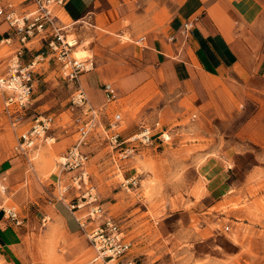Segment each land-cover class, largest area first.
<instances>
[{
    "label": "rangeland",
    "instance_id": "374dc122",
    "mask_svg": "<svg viewBox=\"0 0 264 264\" xmlns=\"http://www.w3.org/2000/svg\"><path fill=\"white\" fill-rule=\"evenodd\" d=\"M5 2L18 11L31 7L27 0ZM152 15L167 29L169 16L159 9ZM83 24L75 25L70 31L73 34H68L78 39L73 56L93 58L94 69L84 74H100L101 89L104 82H116L153 63L151 54L139 57V51L147 46L145 39L141 41L145 35L133 42L128 34L121 38L100 29L99 34H90L93 29L81 30ZM83 42L89 43L83 46ZM35 44L40 49H24L25 60L42 50L38 39L29 45ZM12 45L0 47L2 72L4 61L16 50ZM78 47L86 49L83 57L76 55ZM38 66L32 105L21 123L14 125L0 93V166L17 158L14 146L31 125L27 118L50 115L54 119L50 139L40 141L32 151L28 182L21 178L5 183L8 188L0 205L15 207L24 223L15 226L6 218L18 244L13 251L2 250L14 255L10 262L0 256V264H102L92 263L95 250L86 232L81 229L70 234L54 208L63 203L59 185L67 184L73 174L61 172L58 161L77 142L79 125L89 120L85 114L91 112L87 105L73 104L72 95L79 83L64 79L54 59ZM165 83L147 86L130 96L118 95L97 111L95 126L82 149L90 157V184L99 202L131 241V256L137 264H264V152L248 140V130L240 135L259 103L244 94L240 102L233 98V104L209 103L201 113L184 99L182 87ZM116 114L122 117L119 128L123 139L148 126L153 130V145L139 144L133 154L121 158L120 149L112 147L106 133ZM197 127L204 130L202 135H193ZM163 132L165 142L159 139ZM212 163L222 164L224 171L213 167L206 178L207 165ZM130 177H137L139 183L125 186ZM222 181L223 188H219ZM74 194L70 190L63 199L75 203ZM87 210L86 206L79 214Z\"/></svg>",
    "mask_w": 264,
    "mask_h": 264
},
{
    "label": "crops",
    "instance_id": "0c3cea01",
    "mask_svg": "<svg viewBox=\"0 0 264 264\" xmlns=\"http://www.w3.org/2000/svg\"><path fill=\"white\" fill-rule=\"evenodd\" d=\"M30 8L16 11L21 13ZM153 8L170 17L167 29L154 20L152 14L157 10L150 11ZM59 18L61 25L70 26L67 34H73L71 28L84 23L81 30L92 28L90 34H99V29L107 34H118L121 38L128 34V40L133 42L145 35L141 41L145 39L147 46L139 51V57L145 53L152 55V64L116 82L106 81L102 89L99 87L100 74H81L75 81L79 87L73 94L78 89L85 92L88 110L91 108L100 112L108 106L110 102L104 91L106 84L113 85L117 96H130L147 86L172 82L183 88L184 99L200 108L201 113L209 103L233 104V98L240 102L246 94L249 99H255L259 106L240 130V135L248 130V140L256 146L260 145L259 150L264 152V0H68L59 11ZM186 21L194 26L187 38L182 34ZM7 37L12 38L13 48L20 46L15 31L1 18L0 41ZM33 43L35 39L30 45ZM30 45L29 51L40 49L37 44L33 47ZM2 60L3 57H0ZM85 115L86 118L91 117L89 113ZM203 131L197 127L192 133L202 135ZM14 155L16 159L4 161L0 166V182L5 190L8 188L6 182L13 183L22 178L27 183L28 173L32 170L33 158L28 161L24 156ZM207 166L206 178L213 172V167H220L221 173L224 171L219 163ZM223 183L220 182L218 187L223 188ZM5 192L0 190V202L4 200L1 196ZM54 208L70 234L81 232L79 223L65 204H57ZM81 212L82 209L77 214ZM6 222L0 213V256L10 262L14 254L9 252L6 255L2 250L13 251L18 241Z\"/></svg>",
    "mask_w": 264,
    "mask_h": 264
},
{
    "label": "built area",
    "instance_id": "2783aa9c",
    "mask_svg": "<svg viewBox=\"0 0 264 264\" xmlns=\"http://www.w3.org/2000/svg\"><path fill=\"white\" fill-rule=\"evenodd\" d=\"M27 1L30 2L31 8L19 13L12 5L8 6L4 0H0V18L8 22L20 43V46L5 61L6 68L3 71L5 73L0 71V93L4 94L5 109L13 119L14 125L24 120L25 112L32 105L34 74L41 62L54 59L60 66L59 70L63 78L71 82L77 81L81 74L91 71L95 66L92 57L77 58L73 56V49L78 45V39L68 37L66 30L70 26L61 25L59 18V11L68 0ZM193 27V23L190 21L183 24L182 34L184 37L187 38L192 33ZM34 39H38V42L42 44V50L29 60H25L24 49L28 48ZM173 40L174 37L171 38V41ZM12 44L11 37L0 41V45ZM104 91L108 102L116 100L117 95L112 84H106ZM72 102L79 107L86 106L88 100L85 92L78 89L72 95ZM89 110L91 117L79 125L77 142L58 161L61 172L73 173L67 184L59 185L61 189L59 200L63 201L75 216L80 228L86 232L95 250L94 262L137 264L135 258L131 256V241L126 239L120 224L99 202L97 193L90 184L88 171L90 157L82 149V146L95 126L97 111L91 108ZM121 122L122 117L120 114H116L106 130L112 147L120 149L121 158H127L133 154L139 144L153 145L154 134L150 127L142 126L140 133L123 139L119 128ZM53 124V116H34L29 129L20 135L14 146L15 153L31 161V153L38 143L50 139L48 132L52 129ZM159 139L161 142H165V132ZM60 180H58V184L61 183ZM138 183L137 177H130L124 182V185L129 187L136 186ZM0 190L5 191L1 182ZM70 190L75 192L73 197L76 199L75 203L66 202V198L63 199ZM86 206L88 210L85 214H77ZM0 213H3V216L15 226H22L24 223V218L15 207L7 208L2 204Z\"/></svg>",
    "mask_w": 264,
    "mask_h": 264
},
{
    "label": "bare ground",
    "instance_id": "6f19581e",
    "mask_svg": "<svg viewBox=\"0 0 264 264\" xmlns=\"http://www.w3.org/2000/svg\"><path fill=\"white\" fill-rule=\"evenodd\" d=\"M85 40H87V39H85ZM88 43H89V42H83L81 45H83V46H84L85 44L88 45ZM81 47H82V46H81ZM81 47H80V48L78 47L77 52H75L76 55H78V57H83V55L87 52L86 49H83V48H81ZM165 135H166V134H165ZM166 137H167V136H166ZM169 138H170V137H169ZM167 139H168V138H167ZM53 141H54V140H53ZM45 147L47 148V146H45ZM46 148L44 149L45 151H46ZM47 149H49V148H47ZM40 150H41V149H40ZM45 151H44V152H45ZM47 151H48V150H47ZM47 151H46V152H47ZM36 152H37V151H36ZM42 153H43V152H42ZM47 153H48V152H47ZM38 155L40 156V154H38ZM45 156H46V155H45ZM32 157H33V156H32ZM37 157H38V156H37ZM48 157H49V156H48ZM48 157H47V158H48ZM53 157H54V156H53ZM53 157H52V158H53ZM42 158H43V157H42ZM44 158H45V157H44ZM44 158H43V159H44ZM50 158H51V157H50ZM36 159H38V158H36ZM34 160H35V159H34ZM50 160H51V159H50ZM42 161H43V164H44V160H42ZM47 162H48V161H47ZM50 162H51V161H50ZM40 163H42V162H40ZM53 163H54V161H53ZM35 164H36V163H35ZM47 164L50 165V163H47ZM47 164H46V166H47ZM54 165H55V164H54ZM46 166L43 167V169H45V168L48 167V166H47V167H46ZM37 167H39V166H37ZM40 167H41V166H40ZM49 167H52V165L49 166ZM53 168H54V167H53ZM55 168H56V167H55ZM55 168H54V170H55ZM49 169H51V168H49ZM58 169H59V168H58ZM36 170H37V169H35V171H36ZM52 170H53V169H52ZM37 171H38V170H37ZM43 171H44V170H43ZM57 171H59V170H57ZM45 172H46V171H45ZM47 172H48V171H47ZM38 173H41V174H42V172H38ZM55 173L57 174V172H55ZM5 191H6V190H5ZM55 211H56V210H55ZM55 214H56V212H55ZM60 219H61V218H60ZM60 219H59V220H60ZM56 221H57V220H56ZM62 221H63V220H62ZM87 250H88V249H87Z\"/></svg>",
    "mask_w": 264,
    "mask_h": 264
}]
</instances>
